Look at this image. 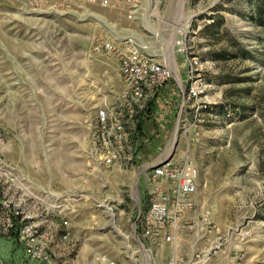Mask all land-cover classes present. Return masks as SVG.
Masks as SVG:
<instances>
[{
	"label": "rangeland",
	"instance_id": "obj_1",
	"mask_svg": "<svg viewBox=\"0 0 264 264\" xmlns=\"http://www.w3.org/2000/svg\"><path fill=\"white\" fill-rule=\"evenodd\" d=\"M53 3L0 0V158L36 196L29 203L58 238L51 264L189 257L193 230L176 246L150 247L134 227L144 166L169 154L198 169L193 209H207L209 221L228 234L211 264H264V0H163L148 9L143 27L133 23L152 48L160 41L150 29L162 30L173 77L142 120L133 161L115 167L95 160L92 131L95 110L125 89L118 60L88 57L92 37L104 31ZM99 13L117 30L126 26L125 8ZM181 48L199 59L190 78L174 64L183 62ZM194 79L204 90L187 99ZM50 189L57 196L45 194ZM24 255L15 231L0 235V264H20Z\"/></svg>",
	"mask_w": 264,
	"mask_h": 264
},
{
	"label": "built area",
	"instance_id": "obj_2",
	"mask_svg": "<svg viewBox=\"0 0 264 264\" xmlns=\"http://www.w3.org/2000/svg\"><path fill=\"white\" fill-rule=\"evenodd\" d=\"M161 1L54 0L52 5L57 12L70 13L84 22H95L104 31L92 37L86 50L88 57L108 55L118 60L119 77L125 89L116 94L110 103L98 107L93 115L92 152L95 160L103 166L115 167L133 161L137 153L135 140L140 133L138 125L148 117L150 104L157 101L160 92L173 77L172 68L162 54L166 47L161 41L162 30L151 26L150 34L147 32L151 38L160 41L159 48H152L150 42L132 27L137 21L142 27L148 23V9L156 7ZM117 8H125L126 23L118 30L114 28V23L99 13ZM159 21L164 26L170 25L166 20ZM189 22L188 19L184 21ZM177 32L185 40L187 32L184 28ZM178 44L184 45L182 39ZM180 52L184 56L183 62L178 63L174 59V64L184 68L190 78V74L199 69V59L195 55L189 56L186 48H181ZM204 87L198 79L192 80L187 99L198 97ZM147 168L145 206L138 209L135 229L150 247L163 243L176 246L182 232L193 230L196 235L191 255L186 259L172 256L167 264H211V258L218 255L229 238L227 233L209 221L207 209L199 213L193 209L191 193L199 177L198 169L189 160L174 158L173 155L169 158L165 155ZM14 171L0 158V235H10L15 231L27 259L51 264L55 234L46 229L49 226L47 218L38 214L42 211L29 203V198L36 196L25 192L26 189L18 184L19 177ZM45 194L57 196L52 189ZM50 208L51 205L43 207L46 211ZM63 223L66 224V221ZM68 235L66 230L61 240H67Z\"/></svg>",
	"mask_w": 264,
	"mask_h": 264
},
{
	"label": "crops",
	"instance_id": "obj_3",
	"mask_svg": "<svg viewBox=\"0 0 264 264\" xmlns=\"http://www.w3.org/2000/svg\"><path fill=\"white\" fill-rule=\"evenodd\" d=\"M183 72H184V70H183ZM118 75H119V71H118ZM169 83V82H168ZM167 83V84H168ZM167 84L165 85V87L163 88V90L160 92V94H159V96L160 95H162V94H164V95H166L167 93H166V88H167ZM165 92V93H164ZM153 163V162H152ZM152 163H150V164H152ZM150 164H148V165H145L144 167H148ZM143 179H145V177L143 178ZM144 183V182H143ZM144 190H145V183L143 184V187L141 188V190H139V207L141 206V208H143L144 206H145V195H144ZM105 202V201H104ZM101 206H103L102 204H100ZM108 206V205H107ZM104 207V206H103ZM105 208V207H104ZM110 208V207H109ZM138 208V207H137ZM107 210V209H106ZM136 211H137V209H136ZM137 214H138V211H137ZM136 214V215H137ZM137 220V217H136V219H135V221ZM58 244H59V241H58V238L54 241V243H53V245H52V247H51V249L52 248H55V247H57L58 246ZM20 258V257H19ZM25 259V260H24ZM22 261L24 260V262L22 263V261H20L19 263L20 264H42V263H40L39 261H31V260H29V259H27V257L24 255V258H22L21 259ZM15 261H17V259L15 258ZM18 261H19V259H18Z\"/></svg>",
	"mask_w": 264,
	"mask_h": 264
},
{
	"label": "trees",
	"instance_id": "obj_4",
	"mask_svg": "<svg viewBox=\"0 0 264 264\" xmlns=\"http://www.w3.org/2000/svg\"><path fill=\"white\" fill-rule=\"evenodd\" d=\"M141 129H142V122H140L138 125V130L141 131Z\"/></svg>",
	"mask_w": 264,
	"mask_h": 264
},
{
	"label": "water",
	"instance_id": "obj_5",
	"mask_svg": "<svg viewBox=\"0 0 264 264\" xmlns=\"http://www.w3.org/2000/svg\"><path fill=\"white\" fill-rule=\"evenodd\" d=\"M173 146H174V145H173ZM171 150H172V149H171ZM171 156H172V155H171V154H169V155H168V158H169V157H171Z\"/></svg>",
	"mask_w": 264,
	"mask_h": 264
},
{
	"label": "bare ground",
	"instance_id": "obj_6",
	"mask_svg": "<svg viewBox=\"0 0 264 264\" xmlns=\"http://www.w3.org/2000/svg\"><path fill=\"white\" fill-rule=\"evenodd\" d=\"M185 20H187V18Z\"/></svg>",
	"mask_w": 264,
	"mask_h": 264
}]
</instances>
